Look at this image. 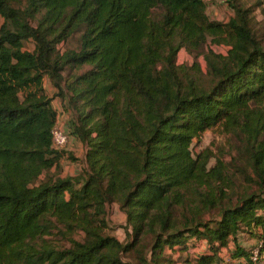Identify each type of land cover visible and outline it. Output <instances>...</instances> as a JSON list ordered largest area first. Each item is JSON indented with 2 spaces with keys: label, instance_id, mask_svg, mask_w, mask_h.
I'll return each instance as SVG.
<instances>
[{
  "label": "trees",
  "instance_id": "trees-1",
  "mask_svg": "<svg viewBox=\"0 0 264 264\" xmlns=\"http://www.w3.org/2000/svg\"><path fill=\"white\" fill-rule=\"evenodd\" d=\"M225 2L217 21L203 0H0V264H264V22ZM56 98L81 149L72 174ZM214 127L235 147L193 154Z\"/></svg>",
  "mask_w": 264,
  "mask_h": 264
},
{
  "label": "rangeland",
  "instance_id": "rangeland-1",
  "mask_svg": "<svg viewBox=\"0 0 264 264\" xmlns=\"http://www.w3.org/2000/svg\"><path fill=\"white\" fill-rule=\"evenodd\" d=\"M240 4L243 6H250L253 5V12H252V19H251V24L253 28L259 33L261 30H258L259 27L261 26V23L264 22V10L261 8L260 2L261 0H239ZM225 13V12H224ZM227 14L225 13L223 15V18ZM34 22V21H33ZM0 23H1V18H0ZM79 31H75L68 35L63 41H60L57 45V49L59 51H62L64 49H77L79 45ZM24 48L31 50L33 48V41L32 40H26L24 42ZM209 49L215 51V52H225L226 47L225 46H214L211 45L210 43H206L202 48V52H206ZM196 61L199 64V67L201 69V75H198L201 77V84L207 85L208 79L204 75V72L206 71V63L201 54L196 56ZM194 60V57L187 52L184 48H180L175 56V62L176 64H191L192 61ZM65 75H67V70L65 69L64 72ZM44 87L45 91L47 92L48 95H51V83L48 81L46 78L44 79ZM53 107L58 110V113L61 114V104L58 98L55 99V101L52 103ZM69 116L65 113V117L63 119H60V123L63 124V128H60L64 133L67 132L66 129V119H68ZM235 141L233 139H230L228 141V136L222 134L220 132L219 128H212V129H207L203 133L200 134L199 137L194 138L192 140V143L190 145V149L193 154L198 152L204 147H209L210 149L213 150V152L218 153L219 150H226L229 147H235L234 146ZM231 145V146H230ZM65 147V146H64ZM67 147V146H66ZM71 147H74L75 149H65L62 151L63 154L59 159V168L61 174H72L75 173L79 170L80 164L78 162L72 161L69 158L68 151L69 153L72 152L75 154L78 158L81 155V149L80 146L72 141ZM66 152V153H65ZM226 160H229V156L225 155L223 156ZM75 158V159H76ZM213 159H210L209 164L213 163ZM108 220L109 223L113 226V234L119 239V240H124L125 239V232L123 229L124 225V215L120 210L117 209V206L112 205L108 208ZM245 241V240H244ZM243 243L247 245V243ZM227 251L226 248H224V252ZM182 256L185 255V253L181 254ZM175 258L177 257L176 254L173 255Z\"/></svg>",
  "mask_w": 264,
  "mask_h": 264
},
{
  "label": "crops",
  "instance_id": "crops-1",
  "mask_svg": "<svg viewBox=\"0 0 264 264\" xmlns=\"http://www.w3.org/2000/svg\"><path fill=\"white\" fill-rule=\"evenodd\" d=\"M205 12H206V14L209 16V18H211V19H213V20H217V21H226L227 19H228V17L229 16H231V14H232V11H231V9L226 5V2H225V0H210V2L209 3H207L206 4V9H205ZM227 14L224 18H223V15L225 14V13ZM44 82L45 81H43V84H44ZM51 90H53L52 88H51ZM55 101V99L54 100H52V103ZM64 118V116L63 115H61V114H58V117H57V119H56V125L58 126V127H60V128H63V124L62 123H60V119H63ZM72 141L73 142H75V143H77L78 145H79V143L77 142V141H74V140H71V139H69L68 141H67V149H75L74 147H71V145H72ZM244 235H241V241H242V244L243 245H245L244 243H243V241L245 242V243H247V245L246 246H249V245H251L254 241L252 240V239H247V238H245V237H243ZM245 238V239H244Z\"/></svg>",
  "mask_w": 264,
  "mask_h": 264
},
{
  "label": "built area",
  "instance_id": "built-area-1",
  "mask_svg": "<svg viewBox=\"0 0 264 264\" xmlns=\"http://www.w3.org/2000/svg\"><path fill=\"white\" fill-rule=\"evenodd\" d=\"M206 4L210 0H203ZM261 8L264 10V0L260 2ZM52 144L56 149H62L67 144L66 134L55 124L51 129ZM261 246V244H260ZM257 256V249L253 250L252 259L255 260Z\"/></svg>",
  "mask_w": 264,
  "mask_h": 264
}]
</instances>
